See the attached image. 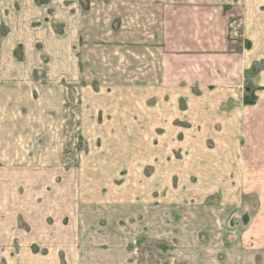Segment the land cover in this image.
Here are the masks:
<instances>
[{
  "label": "rangeland",
  "instance_id": "rangeland-1",
  "mask_svg": "<svg viewBox=\"0 0 264 264\" xmlns=\"http://www.w3.org/2000/svg\"><path fill=\"white\" fill-rule=\"evenodd\" d=\"M152 11L0 0V264H264V129L159 84Z\"/></svg>",
  "mask_w": 264,
  "mask_h": 264
},
{
  "label": "crops",
  "instance_id": "crops-1",
  "mask_svg": "<svg viewBox=\"0 0 264 264\" xmlns=\"http://www.w3.org/2000/svg\"><path fill=\"white\" fill-rule=\"evenodd\" d=\"M146 4L153 8L150 33L158 37L153 45L160 55L159 84L227 88L229 100L231 96L239 100V114L233 112L230 118L243 117L253 124L248 129H264V0H146ZM238 5L242 8H234ZM235 13L245 15L244 39L229 32ZM247 94L255 101L241 109ZM240 222H245L243 217Z\"/></svg>",
  "mask_w": 264,
  "mask_h": 264
},
{
  "label": "built area",
  "instance_id": "built-area-1",
  "mask_svg": "<svg viewBox=\"0 0 264 264\" xmlns=\"http://www.w3.org/2000/svg\"><path fill=\"white\" fill-rule=\"evenodd\" d=\"M238 24H239L238 21L235 20V22L231 24V27H232L234 30H237V29H238Z\"/></svg>",
  "mask_w": 264,
  "mask_h": 264
}]
</instances>
